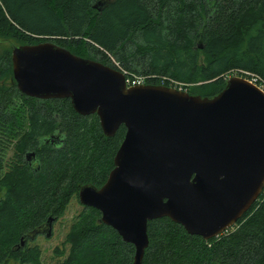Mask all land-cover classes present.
Masks as SVG:
<instances>
[{
	"label": "trees",
	"instance_id": "1",
	"mask_svg": "<svg viewBox=\"0 0 264 264\" xmlns=\"http://www.w3.org/2000/svg\"><path fill=\"white\" fill-rule=\"evenodd\" d=\"M42 41L194 95H217L233 74L264 85V0H0V264H41L33 232L83 185L105 184L126 134L105 135L69 98L19 90L11 43ZM101 217L83 205L56 264L134 263L135 246ZM148 235L144 264H264V191L217 237L168 217L149 221Z\"/></svg>",
	"mask_w": 264,
	"mask_h": 264
},
{
	"label": "water",
	"instance_id": "2",
	"mask_svg": "<svg viewBox=\"0 0 264 264\" xmlns=\"http://www.w3.org/2000/svg\"><path fill=\"white\" fill-rule=\"evenodd\" d=\"M11 44L21 92L69 98L79 114H97L107 136L126 127L105 184L83 185L78 197L135 246L133 264H144L149 221L168 217L211 239L262 195L264 90L249 78L229 77L213 97L164 84L129 87L122 70L53 41ZM53 223L33 233L50 237Z\"/></svg>",
	"mask_w": 264,
	"mask_h": 264
},
{
	"label": "rangeland",
	"instance_id": "3",
	"mask_svg": "<svg viewBox=\"0 0 264 264\" xmlns=\"http://www.w3.org/2000/svg\"><path fill=\"white\" fill-rule=\"evenodd\" d=\"M200 61L201 63L204 62V56H201ZM82 209L83 204L77 198L72 199L65 214L53 223L52 235L50 237H47L45 234L42 233L37 235L34 241H32V245L38 244L42 248L41 264H56L59 260H62L64 258V256L56 253L55 250L57 247L65 249V236L68 233L74 218ZM233 228L234 226L231 229Z\"/></svg>",
	"mask_w": 264,
	"mask_h": 264
},
{
	"label": "built area",
	"instance_id": "4",
	"mask_svg": "<svg viewBox=\"0 0 264 264\" xmlns=\"http://www.w3.org/2000/svg\"><path fill=\"white\" fill-rule=\"evenodd\" d=\"M126 74V83L130 86H136L141 84H146L147 77L145 75H136L129 73L128 71L122 70ZM253 83L259 85L264 90V85L257 83V78L250 79Z\"/></svg>",
	"mask_w": 264,
	"mask_h": 264
},
{
	"label": "flooded vegetation",
	"instance_id": "5",
	"mask_svg": "<svg viewBox=\"0 0 264 264\" xmlns=\"http://www.w3.org/2000/svg\"><path fill=\"white\" fill-rule=\"evenodd\" d=\"M27 157H28V159H30L29 155Z\"/></svg>",
	"mask_w": 264,
	"mask_h": 264
}]
</instances>
